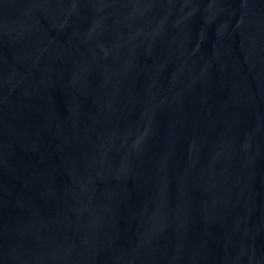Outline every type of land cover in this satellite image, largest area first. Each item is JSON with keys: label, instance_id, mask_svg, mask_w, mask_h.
I'll list each match as a JSON object with an SVG mask.
<instances>
[{"label": "water", "instance_id": "1", "mask_svg": "<svg viewBox=\"0 0 264 264\" xmlns=\"http://www.w3.org/2000/svg\"><path fill=\"white\" fill-rule=\"evenodd\" d=\"M0 66L81 264H264V0H0Z\"/></svg>", "mask_w": 264, "mask_h": 264}]
</instances>
